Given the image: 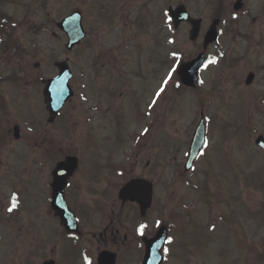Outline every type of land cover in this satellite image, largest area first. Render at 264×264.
Segmentation results:
<instances>
[{"label": "rangeland", "instance_id": "obj_1", "mask_svg": "<svg viewBox=\"0 0 264 264\" xmlns=\"http://www.w3.org/2000/svg\"><path fill=\"white\" fill-rule=\"evenodd\" d=\"M1 1L0 12L3 13L0 15L10 19L16 25L13 38L19 44L18 49L25 54L22 57V63L25 64L26 76L24 80L26 85L25 87L20 85L17 88L11 85L10 116L12 123L21 121L22 115L19 114V108L24 100L35 102L33 107L40 110L39 90L41 87L40 85L37 87L38 78L55 73L46 64L53 61L52 57L65 58V55L62 54L66 52L64 48L66 37L55 26V23L61 18L75 9H79L88 15V19H91L90 24L88 21V25L97 28L98 44L100 45L97 48L100 49L101 46L116 48L121 45L116 38L111 37L108 33L110 29L101 17L105 5H113V9L118 8V13H121L120 2H116V0ZM133 1L140 8L138 15L139 24L142 25V28L134 45L140 43L138 47L141 52L137 55L141 63L144 64V59L153 65L161 63L163 54L158 52L157 47L150 51V46H148L153 45L155 41V27L160 31L156 19L161 12L166 11L168 6L174 7L180 3L186 5L193 17L202 19V35L215 19L220 20L217 26V43L207 48L208 54L215 56L224 54L227 62L231 59L239 60L237 66L230 67H235L232 70L236 72V83H233L228 73L223 71L227 67L224 64L225 59L222 58L215 65H210L204 70L201 76L204 83L199 90L203 89L206 93L200 100L195 99V102L192 96L184 97L181 90L173 93L171 100L179 103L178 114L182 116L179 118L175 116L174 107L168 118L170 124L168 125V122L164 120L163 128L166 129L167 126L171 128V147L167 151L163 150L162 147L167 144V141L169 143L168 135L167 141L164 142H161L165 140L161 133L157 137L155 136L154 152L159 153V155L166 152L168 155L166 159L170 160L167 173L170 176L169 205L171 204V211L182 212L183 209L177 207V203L181 201L182 205L186 206L185 211L191 210L200 218L204 217L212 221V231H209L210 228L207 229V233L210 235V243H206L203 236L200 239V247H183L184 250L182 247H168L172 255L168 264H264V156L253 144L258 135L264 137V0H244L245 10L235 15L237 16L236 26H230L234 16L231 7L236 0ZM121 14L123 17V13ZM0 19H2L1 16ZM110 21H116L115 15L110 18ZM158 23L162 26L163 18H158ZM113 25L114 28L117 27L115 24ZM118 33L120 31L112 32L114 36ZM187 33L188 28L183 27L177 34L170 36L174 39L175 44L166 47L169 53L180 54L179 62L190 59L201 50L199 45L201 39L192 45L188 42ZM240 34L246 37L245 41L237 38L240 37ZM141 44L148 47L145 48ZM12 50L14 49L9 47V51L12 52ZM84 51L92 50L85 44L75 53ZM120 51L129 54L126 55L131 63L129 67H133L131 42L124 43V47ZM70 57L73 59L72 56ZM75 63L76 74L80 75L84 73V68L91 67V61L87 55L81 56ZM35 64L42 65V69L37 71ZM250 69L257 72V81L252 87L244 90V93L235 90L234 88H238L237 84L241 83L243 74ZM148 71L147 68H144L136 73L135 87L142 93H147L152 86V79ZM166 73L167 69L164 70L162 78ZM127 81L124 80L125 83ZM213 83L214 88L210 91ZM208 84L210 87L206 90ZM170 86L173 89L176 88L173 80H170ZM221 91L226 95H221L222 100L216 96V100H218L216 101L214 94L216 92L220 94ZM77 95L76 102L82 108L85 107V103L79 98L80 94L77 93ZM123 100L124 103H128L125 97ZM206 104L210 105L207 109L209 114L207 117H212V122L208 125L207 136H211V140L205 154L209 155L217 140L216 148L206 163L204 157L200 160L199 167L194 171L191 180L195 185H199L201 180L206 177L200 184L199 196L202 197L203 191H206L210 198L212 197L215 201L211 199V206L206 204L201 207L199 202L197 205L189 199L190 191H188L189 187L185 181H190V175L185 177L183 182L179 179L182 169H177L176 166L182 160L184 153L182 151L176 152V149L183 148L185 140L189 139L192 132V116L197 110L201 111L200 109ZM35 110L31 111L32 116H34ZM28 111L30 110L28 109ZM132 112L130 106H125V114H122L124 130L126 129L129 133L141 131L133 127L130 118ZM161 113L162 109L158 108L155 115L159 116ZM35 116L40 118L41 114L38 112ZM27 118L29 121L32 117L27 115ZM197 120L198 116L194 126L197 124ZM28 125L31 124L28 123ZM80 142L79 139L72 140L65 137L59 144L58 155L62 156L60 149L62 152L66 149L72 150L71 145L76 147V144ZM28 143L35 146V140H28ZM126 144V136L119 138L118 141L106 140L103 143L102 149L104 151L102 154L95 156L88 162L89 156L86 153L85 159L90 168L107 171L110 164L111 166L116 165V156L121 155ZM48 170L41 164L35 165L33 163L29 168L26 167V169L15 172L14 170L10 171L12 191L5 205L12 207L13 203L16 205L22 197L29 198L38 204L44 219H47L49 213L46 208L47 185L49 186L50 182V176L47 179ZM129 170L130 167L124 171V178L128 177ZM9 184L7 179L0 184V191H3L5 197L9 194V192L6 193ZM70 186L78 188L77 179H74ZM12 211L14 212V208ZM15 215L16 213L13 216ZM2 223L11 225V221L6 217ZM183 234V244L185 246L190 245L196 235L195 231L186 229ZM17 243L18 237L16 235L11 236L9 247H15ZM204 244H207V247ZM249 244L253 247H248Z\"/></svg>", "mask_w": 264, "mask_h": 264}, {"label": "flooded vegetation", "instance_id": "obj_2", "mask_svg": "<svg viewBox=\"0 0 264 264\" xmlns=\"http://www.w3.org/2000/svg\"><path fill=\"white\" fill-rule=\"evenodd\" d=\"M99 77L100 70L94 72V79H88L85 96L90 105L88 115L85 112L83 117L85 120L84 137L88 141L92 140L96 145L100 143L99 140L105 134L108 115L113 112L118 113L117 106L108 109L105 92L100 88ZM0 107L4 108L3 101H0ZM0 118L2 119L0 120V137H4L10 145V126L5 121V117ZM87 121L94 122L88 130H86ZM40 136H43V133ZM26 139L25 136H19V140L23 141L24 148L27 146ZM51 150L53 149L51 148ZM89 150L93 152V149ZM79 221L82 230L86 232L80 217ZM84 224L87 229L91 230V233L85 234V236H88L93 242V247H18L16 258L13 260H11L8 248L4 247L3 261L5 264L11 262L16 264H45L50 261L54 264H83L88 259L90 264H98L99 255L102 252H110L116 255V264L117 262L118 264H137L138 247L143 246L138 236L139 228L135 212L124 214L114 204L110 206L104 204L100 212L85 213ZM31 228L38 230L36 224L31 225Z\"/></svg>", "mask_w": 264, "mask_h": 264}, {"label": "water", "instance_id": "obj_3", "mask_svg": "<svg viewBox=\"0 0 264 264\" xmlns=\"http://www.w3.org/2000/svg\"><path fill=\"white\" fill-rule=\"evenodd\" d=\"M178 10L180 11L181 18L183 20L187 19V16L185 15V12H184V9L179 8ZM70 23L76 25V27H77V32L76 31L73 32V43H77L81 40V38L83 36L81 29H80V22H79V20L76 21L74 19H71ZM192 24H193L192 37L195 38L196 34H197L198 23L192 22ZM200 63H201V59L199 58L197 61L193 62L191 65L186 66L184 70L193 69L194 75H195L196 71L198 70V68L200 66ZM250 79H251V77L248 79L247 83L250 81ZM192 84H194V83H192ZM59 85H64L66 87V90H64V91L51 90V87L59 86ZM66 85H67V80H64L62 77H58V78L49 82L47 89H50V90H48V92H47V98L46 99L48 101V105H49V108L51 110L58 111L60 109V106L65 102L66 98L68 97V90H67ZM202 132H203L202 127L201 128L199 127V129L196 131V134H195V137L193 140V157L195 156V154L197 153V151L201 147ZM260 142H261V139H259L257 141L258 144ZM123 197L128 198L126 196H123ZM158 252H159V247H155L154 253H152V255H150V257H149V261H150L149 264H157L156 260H157Z\"/></svg>", "mask_w": 264, "mask_h": 264}, {"label": "snow or ice", "instance_id": "obj_4", "mask_svg": "<svg viewBox=\"0 0 264 264\" xmlns=\"http://www.w3.org/2000/svg\"><path fill=\"white\" fill-rule=\"evenodd\" d=\"M210 63H214V61H210ZM176 70H177L176 68H173L172 71L175 72ZM165 83H167V82H165ZM161 91H163V89H161ZM157 95H159V93H157ZM13 199L15 200V197ZM15 207H16V205H15V203H13L12 207H10L8 209V211L11 212L13 210V208H15ZM157 223L159 224V222H157ZM145 227H146V225H141L140 229H138V234H143V229ZM169 242H171V241H169Z\"/></svg>", "mask_w": 264, "mask_h": 264}]
</instances>
